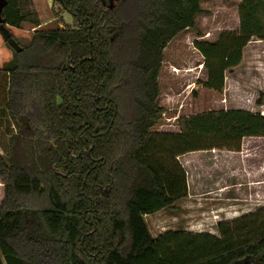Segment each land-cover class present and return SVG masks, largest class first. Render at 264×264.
<instances>
[{"label": "trees", "instance_id": "trees-1", "mask_svg": "<svg viewBox=\"0 0 264 264\" xmlns=\"http://www.w3.org/2000/svg\"><path fill=\"white\" fill-rule=\"evenodd\" d=\"M47 1L74 25L30 37L32 0H0V264H264V208L221 222L219 236L155 239L145 220L197 196L194 163L264 138V114L241 109L157 130L165 50L187 30L202 37L203 0ZM238 12L237 30L195 43L209 91L264 42V0Z\"/></svg>", "mask_w": 264, "mask_h": 264}, {"label": "rangeland", "instance_id": "rangeland-1", "mask_svg": "<svg viewBox=\"0 0 264 264\" xmlns=\"http://www.w3.org/2000/svg\"><path fill=\"white\" fill-rule=\"evenodd\" d=\"M241 2L242 0H203L202 8L205 13L197 19L202 37L198 38L194 31L187 30L166 48L160 76L159 100L165 113L157 127L158 131L177 133V120L180 117H192L209 111L241 109L264 114V42L253 41L249 45L245 50L242 66L227 73L226 86L222 93L209 91L202 86L208 75L203 69L204 59L195 48V43L215 42L223 31L237 30L238 8ZM29 6V10L37 12L41 20V26L38 28L29 23L24 25L30 37L37 30L49 31L63 28L65 25H74L73 17L59 7L55 9L57 14L52 12L47 0H32ZM28 41L26 38L19 39L22 45ZM259 101L261 105L258 104ZM1 132L4 134L5 128ZM2 141L7 143L8 137H4ZM0 152L3 153V150L0 149ZM211 154L213 157L204 158L206 165L194 163L198 168L190 170L192 180L199 181L197 187L192 186V191L195 190L197 196L190 195L177 202L175 210L166 209L145 217L153 238L156 239L170 231L210 233L219 236L217 226L226 221L224 217L219 218L218 213L222 203L219 200L223 192L221 188H225L228 183L229 187L225 190L233 194V187L236 186L234 179H242L245 176L247 179L243 184L248 186V178H251L257 182L254 183L257 185L254 188L256 193L264 190L260 188H264V138L244 141L239 159V155L232 153ZM188 158L195 162L198 157L196 155ZM236 168L243 172L239 171L240 175H233L231 172ZM2 197L3 185L0 182V202Z\"/></svg>", "mask_w": 264, "mask_h": 264}, {"label": "crops", "instance_id": "crops-1", "mask_svg": "<svg viewBox=\"0 0 264 264\" xmlns=\"http://www.w3.org/2000/svg\"><path fill=\"white\" fill-rule=\"evenodd\" d=\"M259 42H262V41H259ZM244 57H245V51H244ZM243 61H244V58H243ZM242 63L239 67L235 68L231 72L239 69L242 66ZM259 138H263V137L249 138V139H245L244 141L251 140V139H259ZM239 166H242V165H239ZM236 169L234 170V172H231L233 173V175L234 173L235 175H240V173L243 172V170L240 171V168L237 170ZM239 171L240 173H238ZM245 179H247L245 178V176L242 179H236V178L234 179L236 186L233 187V194H230V192H228L229 190L227 191L225 190V188L229 187L228 183L225 185L226 186L225 188H221L223 192H221L219 200L222 203L220 206V211L218 213L220 215L219 218L224 217L226 219V221L224 222L232 221L244 215L253 213L260 207H264V190H261L260 192L256 193L255 191L256 189L254 188L257 185H254V183H257V182L255 180H251V178H248L249 182H248V186H246L247 184L246 185L243 184V181H245ZM260 188L264 189L262 188V186H260Z\"/></svg>", "mask_w": 264, "mask_h": 264}, {"label": "water", "instance_id": "water-1", "mask_svg": "<svg viewBox=\"0 0 264 264\" xmlns=\"http://www.w3.org/2000/svg\"><path fill=\"white\" fill-rule=\"evenodd\" d=\"M0 23H1V19H0Z\"/></svg>", "mask_w": 264, "mask_h": 264}]
</instances>
